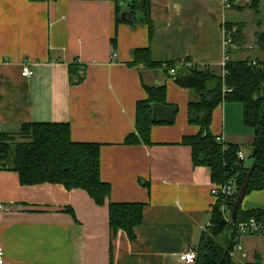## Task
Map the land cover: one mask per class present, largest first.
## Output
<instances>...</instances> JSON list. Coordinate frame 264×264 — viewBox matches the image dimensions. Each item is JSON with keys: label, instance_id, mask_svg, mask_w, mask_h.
I'll list each match as a JSON object with an SVG mask.
<instances>
[{"label": "crops", "instance_id": "1", "mask_svg": "<svg viewBox=\"0 0 264 264\" xmlns=\"http://www.w3.org/2000/svg\"><path fill=\"white\" fill-rule=\"evenodd\" d=\"M122 15L117 23L116 4L108 0H0L1 133L18 135L28 123L68 124L74 142L101 145V178L111 185L110 198L98 205L84 190L25 186L15 171L0 169V203L8 207L0 213L5 264H187L184 252L198 248L211 225L217 199L210 170L183 143L200 132L188 114L196 97L164 68L135 63V51L151 47L155 61L174 60L177 69L184 62L221 68L228 56L224 0H151L152 43L148 26L135 24L126 7ZM184 16L195 18L189 34L177 28ZM235 47V57L243 54ZM257 59L264 61V51ZM72 64L85 68L81 83L72 82ZM26 65L30 77L22 74ZM145 85L166 86L167 103L178 113L173 124L152 127L149 144H126L136 133L137 103L148 98ZM211 133L251 159L255 131L244 123L241 103L220 104ZM111 202L144 204L134 239L112 233ZM241 206L264 209V190ZM235 243L243 247L234 249L237 264H264V237L237 232Z\"/></svg>", "mask_w": 264, "mask_h": 264}, {"label": "trees", "instance_id": "2", "mask_svg": "<svg viewBox=\"0 0 264 264\" xmlns=\"http://www.w3.org/2000/svg\"><path fill=\"white\" fill-rule=\"evenodd\" d=\"M41 2L45 0H30ZM99 1V0H89ZM116 4V21L121 23L123 8L136 23L149 28V41L155 37V23L151 18V0H108ZM230 8L251 10L255 23L261 28L264 20V0H251L240 5L239 0H227ZM247 23L226 21L228 45L244 47ZM258 49L264 51V31H256ZM253 58V57H252ZM253 62L255 64H253ZM135 63L145 64L150 69L164 68L180 87L191 91L196 101L189 104V122L200 126L195 136L185 137L183 143L192 148L196 164L209 168L214 184L224 185L233 177L237 179V193L231 201L235 203L248 176L250 166L237 156L239 147L224 145L211 133L214 110L225 101L243 105L244 123L255 131L252 164L257 167L252 175L246 195L253 191L264 190V61L241 59L229 61L226 76L212 67L195 66L188 68L174 61L158 62L152 57L151 47L135 51ZM182 64H185L182 63ZM176 68V73L169 70ZM73 83L83 81L84 67L70 65ZM146 100L136 106V133L126 139V144L151 142V129L155 124H173L178 107L167 103L166 86L145 85ZM20 139V140H19ZM0 169L15 171L20 183L25 186L50 183L61 184L66 189L86 191L98 205H104L111 195V185L101 178V145L79 143L71 139L68 124L28 123L21 126L18 135L0 133ZM224 201L217 199L212 211L211 225L203 233L198 246L196 264H237L231 255L234 250L237 227L228 223L222 214ZM67 212L74 215L72 209ZM264 219V209L244 211L239 208L237 223L251 218ZM144 204L109 203V225L113 234L124 231L130 239L135 238V228L143 223Z\"/></svg>", "mask_w": 264, "mask_h": 264}, {"label": "built area", "instance_id": "3", "mask_svg": "<svg viewBox=\"0 0 264 264\" xmlns=\"http://www.w3.org/2000/svg\"><path fill=\"white\" fill-rule=\"evenodd\" d=\"M225 3V8L228 9L230 8V5L228 3L227 0H224ZM224 34H225V43L228 44L229 41L226 39V31L225 28H223ZM229 57L225 56L223 58V61L221 62V69H222V75L225 77L226 76V66L227 63L229 62ZM253 64H255L253 62ZM185 65V64H182ZM188 68L193 67L191 65H185ZM169 72L171 74H175L176 73V68H171L169 70ZM23 76L25 77H30L33 72L30 66L26 65L23 68ZM1 125H0V133H1ZM219 140V139H218ZM0 156H1V152H0ZM238 158L240 159V161L245 162L246 161V156L242 151H238L237 153ZM237 193V179L234 177L233 180H229L226 184L224 185H217V184H213V188L211 189V194L213 197H215L216 199H221L224 201V204L221 207V211L223 214L224 219L230 223L231 225H235V227H237V231L240 233H244V234H248V235H252V236H260V237H264V219H259V218H251L248 221L245 222H241V223H237L233 221L232 218V206H231V201H233L235 195ZM8 207L5 206L4 204L0 203V213L3 211H7ZM235 248L239 251H241L243 249V247L241 245H237L235 246ZM234 248V249H235ZM231 255L234 257L235 256V251L233 250ZM197 257H198V248H190L187 251L184 252L183 254V259L187 264H196L197 261ZM0 264H5V260H4V249L3 247L0 245Z\"/></svg>", "mask_w": 264, "mask_h": 264}, {"label": "rangeland", "instance_id": "4", "mask_svg": "<svg viewBox=\"0 0 264 264\" xmlns=\"http://www.w3.org/2000/svg\"><path fill=\"white\" fill-rule=\"evenodd\" d=\"M250 1L251 0H239L238 3L240 5H246ZM226 18H227L226 20H228V21H238V22L243 21V22L247 23V27L244 31V34L246 36V42L244 44V47H242V48H239L237 46L235 47V51H238L239 49H243V51H242L243 54L235 57L233 45H228L229 44L228 43L227 44V51H226L228 56L231 57V59H233V60L245 59L248 56L254 57V58L259 57V50H258V46H257V39L255 37V32L258 30L264 31V20H263V25L261 26V28H258V26L255 23L254 14L251 10H245V11L241 12L239 10L232 9V8L227 9ZM195 27H196L195 18L192 16L188 17V18H186L184 16L183 18L180 19V25L177 26V28H179V29L181 28V32L188 33V34ZM213 69L215 71H217L218 73H221V75H222V69L221 68L214 67ZM222 77L224 78L223 75H222ZM245 164H246V166L252 165V160L250 159V157L246 159ZM233 178H232V180H233Z\"/></svg>", "mask_w": 264, "mask_h": 264}, {"label": "water", "instance_id": "5", "mask_svg": "<svg viewBox=\"0 0 264 264\" xmlns=\"http://www.w3.org/2000/svg\"><path fill=\"white\" fill-rule=\"evenodd\" d=\"M124 16L122 15V20H124ZM257 167V163H253L251 166H250V170H249V173H248V176L244 182V185L242 186V188L240 189L239 191V194H238V198L236 199L235 203L231 204L232 206V218H233V221L234 222H237V217H238V213H239V208L241 206V203L246 195V192H247V189H248V186H249V183L251 181V178H252V175L255 171Z\"/></svg>", "mask_w": 264, "mask_h": 264}]
</instances>
